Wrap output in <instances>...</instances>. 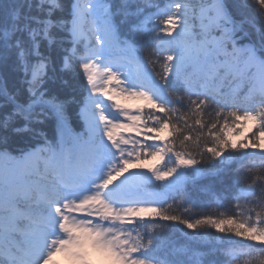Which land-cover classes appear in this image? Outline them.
<instances>
[{
	"label": "snow or ice",
	"instance_id": "obj_1",
	"mask_svg": "<svg viewBox=\"0 0 264 264\" xmlns=\"http://www.w3.org/2000/svg\"><path fill=\"white\" fill-rule=\"evenodd\" d=\"M0 67V264H264V0H0Z\"/></svg>",
	"mask_w": 264,
	"mask_h": 264
},
{
	"label": "trees",
	"instance_id": "obj_2",
	"mask_svg": "<svg viewBox=\"0 0 264 264\" xmlns=\"http://www.w3.org/2000/svg\"><path fill=\"white\" fill-rule=\"evenodd\" d=\"M0 74L7 76L9 89H14L16 86V75L10 69L5 73L2 67H0ZM4 114V110H0V119L3 118ZM230 183L231 177H225L224 184L220 182L219 177L205 176L195 179L194 183L188 185L189 191L192 192V198L195 201V207L191 213H186V215L216 214L219 211H230L231 207L228 199L222 200L223 207H217L216 203H214V198L205 191V189H213L217 193H223L225 185ZM178 227L182 228L183 226ZM184 231L189 232L187 229H184ZM205 232L211 237L219 235L211 229H207ZM173 238L176 239L177 243L186 242V238L181 236L179 232Z\"/></svg>",
	"mask_w": 264,
	"mask_h": 264
}]
</instances>
